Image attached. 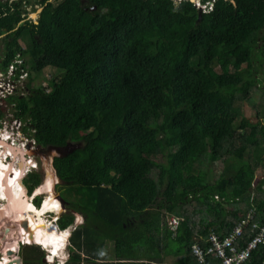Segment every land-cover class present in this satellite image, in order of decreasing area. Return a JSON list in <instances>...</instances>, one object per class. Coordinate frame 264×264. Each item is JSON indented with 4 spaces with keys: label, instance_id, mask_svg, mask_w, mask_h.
<instances>
[{
    "label": "trees",
    "instance_id": "trees-1",
    "mask_svg": "<svg viewBox=\"0 0 264 264\" xmlns=\"http://www.w3.org/2000/svg\"><path fill=\"white\" fill-rule=\"evenodd\" d=\"M209 1L203 11L191 0H53L8 37L4 65L25 29L35 69L59 71L8 99L24 132L43 147L81 143L53 161L68 206L59 227L74 224L72 211L86 216L67 263L165 264V254L198 264L196 235L231 230L251 207L264 222V0ZM41 181L34 170L24 184L32 193ZM40 247L22 246V264H48ZM263 259L260 244L244 264Z\"/></svg>",
    "mask_w": 264,
    "mask_h": 264
},
{
    "label": "rangeland",
    "instance_id": "rangeland-1",
    "mask_svg": "<svg viewBox=\"0 0 264 264\" xmlns=\"http://www.w3.org/2000/svg\"><path fill=\"white\" fill-rule=\"evenodd\" d=\"M176 1L180 2L181 0H176ZM195 2H196V5L198 7L202 8V10L205 11V8L203 9L204 6H202L200 4V0H196ZM38 7H40V6H38ZM29 11L31 13H34L33 16H36L35 15L36 11L33 12V8L29 9ZM34 74L36 76H34V78H33V81H32L33 84L32 85H34V86L43 85L44 86L50 80L57 77L59 74V71L52 66H47L40 72H37V71L34 72ZM0 107L2 109H4V112H5V116L0 120V126L3 125L2 130L4 132L6 131V133L12 134L13 130H14L13 127L16 126L17 128H20L22 125V122H20V120H18V119H15V116L13 115L14 107L12 106V104L9 101L5 100L4 96H0ZM255 115H256V109L246 105V116L247 117H254ZM16 127H15V129H17ZM31 134H32V131H30V130L28 132L23 131V132H21V134H18L16 132V133H13V135H12V138L14 137L13 138L14 140H9V141L7 140L8 144L13 145L12 146L13 147L12 152L15 151V154H14L15 157L13 158L12 156H10L8 162H11L17 166L19 158L21 159L20 155L22 153H24V151H21L20 148L27 147L28 151L24 153L23 158H24L25 162H26L27 158H31L32 164L30 163L31 165L29 164L26 167L24 165V167H25L24 171L25 172H24L23 176L21 177V184L23 185V187L25 189L24 194L26 197H29L32 200H35V198H41L42 202H43L45 196L47 195L48 191H46L45 189H43V191H41L40 193H36V191L40 187H42L44 184H46V182L48 180V176H49V169L51 170V172L54 174V177H56V180L54 181V192L56 194V197L59 196L61 198V200L63 201V209H61L62 211L60 212V215H59V217H60L63 213L68 211V206H67L66 201L62 197V194L65 193L66 188H65L63 182L58 179V176L55 173V170L53 167L52 159L54 158V152L41 149L39 147V145L35 143V139H34L33 135H31ZM3 138L4 137H0V140H6ZM208 169L213 171V173H214L213 179H215V176H217V174L220 172V167L218 166L217 163L210 164L208 166ZM34 170L41 173L42 181L40 183L41 185L39 184L32 191V193H29L28 188L24 184V179L26 178L28 172H31ZM263 176H264V170L262 168L258 171L257 178L260 179ZM257 178H256V180H257ZM231 181L233 184L234 196L235 197L241 196L243 194V192H242V187H241L242 178H241L240 174L233 176ZM256 193L258 195V198L264 197V194L261 193L260 191H259V193L258 192H256ZM57 199L59 200L58 197H57ZM2 203H3V200H1V196H0V208H2V206H1ZM251 208H253V207H251ZM253 209L255 210V208H253ZM54 213H55L54 211L47 213L46 219H48L49 221L53 220L55 218ZM172 217H173L172 214L165 212L166 224H164V228L166 225H169L168 224L169 220ZM8 219H9L8 217L0 219V259L1 260L3 259L5 254L10 256L9 257L10 260L14 259V258H19V257L22 258V256H21V251H22L21 247L22 246H24L26 244H28V245H36L37 244L34 242L31 244L30 242L23 241L22 237H20V234H19V229H20L19 224L17 225V223H11V220L10 219L8 220ZM78 220H82V219H81L79 214H75V222L74 223L76 224V222H78ZM8 227H9V230H6ZM60 230H62V229H60ZM69 242H70V239L67 240V243H66V246L64 247V250H62V252L59 254H55L56 258L53 261H51L49 259V253H50L49 249H51V248H48L47 246L42 245L41 243H38V244L42 248H44V250L47 253L46 254L47 261L46 262H48V260H49V262H48L49 264H54V263H60L61 261H65V259L69 258L70 254L72 253ZM104 242H105V246L110 250L111 257L114 258L115 256L113 257V242H111L109 240L104 241ZM165 244H166V240L164 239L163 247ZM51 252H52V250H51ZM82 256H86V254L82 253ZM164 256H165L166 264H174L176 262V260L178 259V257H173L171 255H165L164 254ZM111 257H108V258H111ZM10 264H13V262L11 261Z\"/></svg>",
    "mask_w": 264,
    "mask_h": 264
},
{
    "label": "bare ground",
    "instance_id": "bare-ground-1",
    "mask_svg": "<svg viewBox=\"0 0 264 264\" xmlns=\"http://www.w3.org/2000/svg\"><path fill=\"white\" fill-rule=\"evenodd\" d=\"M12 146L7 143V140H0V196L1 200H3L2 208H0V219L8 217L11 223L19 224V234L23 241L41 243L51 248L49 249V259L53 261L56 258L55 254H59L64 250L70 235L69 229L59 230L55 221H53L54 219L50 221L46 219V214L53 211L55 212L54 217L57 218L62 211L61 209H63V201L57 196L58 200L54 192L56 177H54V174L49 169L46 184L40 187L36 193H40L43 189L48 192L41 205L37 207L29 197L25 196V189L21 184V177L25 172L24 168L32 160L31 158H27L26 162L24 161L23 155L28 149L27 147L20 148L24 153L20 155L21 159L19 158L16 166L8 162L10 156L15 157V151L12 152ZM30 215H33V217L28 222L26 221L28 223L27 226L20 225L21 220H27ZM33 221L39 223L33 224L34 228H31L30 225ZM42 222L45 225H42ZM9 257V255L5 254L2 263L10 264L12 261L13 264H19L17 258L10 260Z\"/></svg>",
    "mask_w": 264,
    "mask_h": 264
},
{
    "label": "flooded vegetation",
    "instance_id": "flooded-vegetation-1",
    "mask_svg": "<svg viewBox=\"0 0 264 264\" xmlns=\"http://www.w3.org/2000/svg\"><path fill=\"white\" fill-rule=\"evenodd\" d=\"M52 0H0V20L7 19L8 23L4 25H0V83L3 82L4 85H0V92L5 91L7 94L4 96L5 100L8 101L11 97H22L26 94L28 83L30 81H33L34 72L37 70L35 69V63L32 60V57L29 55L28 52V42L26 37V30L24 29L22 33L17 38L18 43V49L16 53L11 57V60L8 62V64H3L5 60L8 58L10 54V49L8 47L7 41L10 39V35L24 27L27 22L30 23H38V18L43 10L44 6L47 4V2ZM196 1V0H195ZM212 4H213V0ZM40 6V7H38ZM33 8V12L36 11L35 15L34 13H31L29 9ZM37 8V9H36ZM42 8L41 10H39ZM36 38L37 35H34ZM9 37V39H8ZM38 72V71H37ZM20 76H24V84L17 83L19 81ZM14 84L10 90H5L7 84L10 82ZM15 102L12 103V106L14 107ZM0 110H3L0 107ZM15 110V109H14ZM13 115L15 116V113L13 111ZM5 116H2V118ZM0 118V119H2ZM15 119H18L15 117ZM22 122V125L19 129L13 130V133H16L19 131L20 133L23 132V121L21 119H18ZM23 130V131H22ZM26 132V130H25ZM12 133V134H13ZM0 137H2L0 135ZM39 145V144H38ZM39 147L46 151H51L53 149V146H47ZM56 147V146H54ZM55 157V155H54ZM54 161V158L52 159V163ZM78 212V211H77ZM81 213V212H78ZM82 214V213H81ZM84 216V222H86V216Z\"/></svg>",
    "mask_w": 264,
    "mask_h": 264
},
{
    "label": "built area",
    "instance_id": "built-area-1",
    "mask_svg": "<svg viewBox=\"0 0 264 264\" xmlns=\"http://www.w3.org/2000/svg\"><path fill=\"white\" fill-rule=\"evenodd\" d=\"M209 4L212 5V1H209ZM24 78V76H20L17 83L23 82L24 84ZM0 85L2 86L4 83L1 82ZM12 86L14 84L10 79L5 90H10ZM0 94V96H6L7 93L2 91ZM2 126H0V135L5 137L3 139L8 141L14 140V137L12 138L13 134L4 132ZM17 133L21 134L19 131ZM178 224V217L173 216L170 218L169 225L172 229H175ZM247 230L250 231L252 237L246 241L244 246H241L240 239ZM260 244H264V222L257 220L256 211L253 208H249L232 230L227 233H216L212 231L208 237V244L206 246L195 242L191 247V251L199 260L200 264H244L250 258L253 250ZM207 258H210V260L207 261ZM260 264H264V259Z\"/></svg>",
    "mask_w": 264,
    "mask_h": 264
},
{
    "label": "water",
    "instance_id": "water-1",
    "mask_svg": "<svg viewBox=\"0 0 264 264\" xmlns=\"http://www.w3.org/2000/svg\"><path fill=\"white\" fill-rule=\"evenodd\" d=\"M191 1H192V2H195V0H191ZM85 2H86V0H82V3H85ZM93 8H95V6H94ZM41 9H42V8H40L39 10H41ZM200 9H201V8H200ZM201 12H202V11H200L199 16H201ZM199 18H200V17H199ZM80 146H81V143L70 142V143L66 144L64 147H54V146H53V149H52L51 151L54 152V155H55V156H59V157H61V156L66 155L67 153L72 152V151L75 150L76 148H79ZM53 167H54V166H53ZM54 170H55V173L57 174L55 168H54ZM57 176H58V175H57ZM58 179L60 180L59 177H58ZM32 217H33V215H30V216L27 218V220H21L20 224H21L22 226L26 227L27 224H28L27 222L29 221V219H32ZM33 220H34V219H33ZM26 221H27V222H26ZM37 223H39V222H34V221H33V223L30 225V227H31V228H34V227H33V224H37ZM76 224H77V222H76ZM42 225H45V223L42 222ZM42 225L40 224V226H42ZM6 230H9V227H8ZM30 243L32 244L33 242H30ZM37 244H38V243H37ZM17 261L19 262V264H21V263H22V258H21V257L17 258ZM44 261H45V262L47 261L46 257L44 258ZM0 264H3L1 259H0Z\"/></svg>",
    "mask_w": 264,
    "mask_h": 264
},
{
    "label": "crops",
    "instance_id": "crops-1",
    "mask_svg": "<svg viewBox=\"0 0 264 264\" xmlns=\"http://www.w3.org/2000/svg\"><path fill=\"white\" fill-rule=\"evenodd\" d=\"M52 1H53V0H52ZM31 200H32V199H31ZM32 202L34 203V200H32ZM72 212L74 213V215H75V214H79L82 220H78L77 224L74 223V224H72L71 226L67 227V229H69V232H70L69 239H70V236H71L72 230H73L76 226H78V225H80L81 223L84 222V216H83L81 213H78L77 211H72ZM258 217H259V216H257V214H256V219L259 220V221H261V220H260V217H259V218H258ZM58 218H59V216H58L57 218H54L53 221L56 222V225H57L58 229L60 230L61 228L59 227V225H58V223H57V219H58ZM237 223H238V222H237ZM237 223H236V224H237ZM168 224H169V223H168ZM236 224H235V225H236ZM235 225H234V226H235ZM234 226H233V227H234ZM233 227H232V228H233ZM62 230H63V229H62ZM231 230H232V229H231ZM211 231H214V230H211ZM229 231H230V230H229ZM214 232H216V231H214ZM227 232H228V231H227ZM227 232H226V230H225V231H224V230H221V231H220V233H227ZM216 233H217V232H216ZM208 237H209V236H208ZM208 237L203 238V237H200L199 235H196V237H195V242H199V243H200V242H201V239H204V241L207 243V242H208ZM69 239H68V240H69ZM195 242H194V243H195ZM194 243H193V244H194ZM69 244H70V242H69ZM200 244H201V243H200ZM245 244H246V242H245V243L242 242L240 245H241V246H244ZM38 245H39V244H38ZM191 247H192V246H191ZM45 257H46V256H45ZM45 257H44V258H45ZM68 259H69V258H68ZM68 259H65V261H61L60 263H54V262H53V263H54V264H69V263H67V260H68ZM48 262H49V260H48ZM48 262H47V263H48ZM197 262H198V261H197ZM48 264H49V263H48ZM90 264H92V263H90ZM95 264H98V263H95ZM99 264H105V263H101V262H100ZM165 264H166V262H165ZM198 264H200V263H198Z\"/></svg>",
    "mask_w": 264,
    "mask_h": 264
},
{
    "label": "clouds",
    "instance_id": "clouds-1",
    "mask_svg": "<svg viewBox=\"0 0 264 264\" xmlns=\"http://www.w3.org/2000/svg\"><path fill=\"white\" fill-rule=\"evenodd\" d=\"M48 256V255H47Z\"/></svg>",
    "mask_w": 264,
    "mask_h": 264
}]
</instances>
